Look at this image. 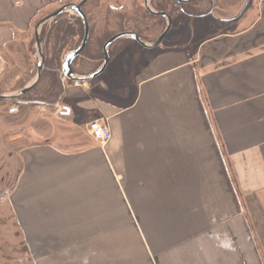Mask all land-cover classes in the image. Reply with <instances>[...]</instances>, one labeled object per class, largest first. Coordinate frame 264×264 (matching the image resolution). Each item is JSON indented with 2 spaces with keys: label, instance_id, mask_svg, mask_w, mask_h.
Masks as SVG:
<instances>
[{
  "label": "crops",
  "instance_id": "crops-1",
  "mask_svg": "<svg viewBox=\"0 0 264 264\" xmlns=\"http://www.w3.org/2000/svg\"><path fill=\"white\" fill-rule=\"evenodd\" d=\"M60 1L0 0V92ZM209 30L191 53L123 43L100 76L63 83L64 123L103 121L106 145L16 135L10 240L26 264H264V0L246 28Z\"/></svg>",
  "mask_w": 264,
  "mask_h": 264
},
{
  "label": "rangeland",
  "instance_id": "rangeland-1",
  "mask_svg": "<svg viewBox=\"0 0 264 264\" xmlns=\"http://www.w3.org/2000/svg\"><path fill=\"white\" fill-rule=\"evenodd\" d=\"M68 1L75 3L79 0H61L57 5L51 6L49 11H46L43 14L39 15L36 18L35 22L41 17L60 7L61 5L69 3ZM91 1L92 0H90V2L88 3L86 9H84V13L86 14L88 22L91 25L93 35H95L93 36V38L102 33L108 34V38L111 34L114 33V30L112 27L101 26L102 23H105L104 17L107 19V16H104L103 14L100 15L97 11L91 10ZM126 2L131 5L132 1L127 0ZM200 2L202 3L199 4ZM257 2L258 0H214V15L217 17V19H219L216 22L214 18L212 19L210 17H204L203 19L193 17L188 19L184 15H182L184 14V12L190 13V11L193 9V6H197V9H200V11H209L210 3L207 0H194L192 3L183 5L181 7V14L179 16L180 25L185 24L187 20H190L192 22L190 27L188 28L182 29L180 26V28L178 29L179 36L177 43L169 45L164 42L159 47L153 48L151 50L140 48V51L138 52H140V54L142 55L151 56L152 54L161 50L178 48L180 50H183L184 52L191 53L194 50L196 44L200 42L204 38V36H207L209 34V32L211 31L209 30L210 26H218L225 31L246 28L247 26H249L255 19ZM61 17L62 20L65 18L64 20L66 22H72V24L76 23L73 20V17H75V15L72 13H67L65 17L64 15H61ZM228 18H235L234 20L238 18L239 19L235 21L232 26L223 28V24L221 22L227 20ZM50 24L51 23L46 25L47 29ZM151 32H153V34H157L156 29H153ZM142 36L143 38L149 39L148 34L142 33ZM28 37L29 39L27 45L26 43L25 45H23L21 42V45L19 44V46L17 47L18 54L22 55V53H24L25 56H27L28 63L26 64L25 62H23V66H19L17 71H12L10 79H13V76L18 73V78L15 81L16 87L14 86L15 88L13 90L19 89L20 87L27 85V83H30L36 73V61L35 59H33L34 56L32 57V52L34 50L33 40L32 37H30V34L28 35ZM79 40L80 37L77 35V37L74 38L72 46L75 47ZM120 46L121 44L119 43L117 46H115V48ZM69 47V45L65 47V50L61 55L60 62L62 61V58L68 51ZM43 49L45 50L44 41ZM51 49L52 48L50 47L47 50V53H51ZM110 55H114V53L111 52ZM75 64L76 67L74 70L76 74H88L99 65V62L89 60L86 56L81 55V57L76 60ZM27 67L28 71L26 70ZM45 78H43L42 81L39 82L38 85L31 91L32 93L28 92L29 94H25L22 99H18V101H0V252L3 253V255H6L7 258L13 259L14 261L12 260V262H15V264H18V262L19 264L28 263L26 262L28 256H25L23 253L26 250L24 240H15V242L13 243L12 240H10V224L13 216V211L7 195L9 196L11 186L16 180L17 170L20 166V163H17L16 158H14L15 163H13L12 165L8 153L11 154L13 152L12 155H15V146L17 145L14 141L16 140V135L18 134L19 136H23L27 135V133L32 134V128L35 129L37 133L44 130V128L46 131L50 129V131L54 132L56 138H58L55 140L54 144L60 148L65 147L66 144L69 149L83 148L87 144L88 140H90V137L88 136L86 131V124L91 121V119H86L84 122L86 124H83L82 126L79 125L80 127L78 125H75V127H73L74 125L72 124L71 126H67L66 123H64V119L62 117L63 113L59 109V106L61 105L59 104L60 99H58V101L54 103L49 102L52 103L49 106L44 105L43 102L31 100V94L36 95L38 93H42L45 90ZM0 88L5 90L7 89L6 86H0ZM0 94L5 93L0 92ZM11 109H16L17 113L16 111L11 112ZM21 128L23 130V133H19V129ZM63 139L66 143H61ZM19 145H22V143H20Z\"/></svg>",
  "mask_w": 264,
  "mask_h": 264
},
{
  "label": "flooded vegetation",
  "instance_id": "flooded-vegetation-1",
  "mask_svg": "<svg viewBox=\"0 0 264 264\" xmlns=\"http://www.w3.org/2000/svg\"><path fill=\"white\" fill-rule=\"evenodd\" d=\"M81 1L82 0H79L75 3L68 1L69 3H65L63 4V6L66 4H79ZM126 1L127 0H92L91 1L92 2L91 10L97 11L100 15L103 14L104 16H107V19L104 17L105 23H102L101 26L112 27L114 30V33L111 34L106 39V41L119 34L132 33L136 35L141 41H144L147 43H153L160 37L162 32L166 29V27L169 24V29L167 33L164 35V37L162 38L161 42L159 43L157 47L162 45V43L164 42L169 45L170 44L173 45L174 43L178 42V36H179L178 29L180 28V26L183 29V28H188L191 25L192 21L190 20H187L185 24L180 25L179 16L181 14V7L183 5L192 3L194 0H189L187 3H184V4L179 3L178 0H130L132 1L131 5L127 3ZM207 1L210 3L209 11H206V12H204L203 10L200 11V9H197L198 8L197 6H193V9L190 11V13L184 12V14L182 15H184L188 19L193 18V17H198V19L200 18L203 19L204 17H210L212 19L214 18V20L217 22L219 19H217V17L214 15V9H215L214 0H207ZM89 2L90 0H86L84 5L81 7V11L86 17V20L88 23V29H89L88 39H91L95 35H93L91 25L88 22V18L86 14L84 13V9H86ZM201 3L202 2H200L199 4ZM139 9L141 12L139 11ZM149 10L152 13H156L157 15L151 14ZM66 14L67 13L63 14L64 17ZM64 19H63V27L65 31L66 28L70 24H72V22H66ZM76 19L80 21V24L83 29V25L79 17L77 16L73 17L74 21ZM234 22L235 21L228 22V23L227 22H221V23L223 24V28H227V27L232 26ZM130 25H133V26H130ZM48 29L46 30V32L48 31ZM75 29L76 30L78 29L76 25H75ZM153 29L157 30V34H153V32H151ZM142 33L148 34L150 41L147 38H143ZM82 36H83V31H82ZM76 37H77V34H76ZM81 40H82V37H81ZM119 43L120 44L134 43L135 45H137L133 39L127 36H121L109 46V49L107 51L109 58L111 56L110 53L113 52V50H115L114 49L115 45ZM74 66L76 67V65ZM0 101H15V100H0Z\"/></svg>",
  "mask_w": 264,
  "mask_h": 264
},
{
  "label": "trees",
  "instance_id": "trees-1",
  "mask_svg": "<svg viewBox=\"0 0 264 264\" xmlns=\"http://www.w3.org/2000/svg\"><path fill=\"white\" fill-rule=\"evenodd\" d=\"M74 24H70L64 31L63 20L61 17L55 19L48 31H41L40 39L44 41V70L40 82L45 78V90L42 93L31 94V100L43 102L44 105L49 106L52 103L60 99L62 93V83L59 77L60 65H61V55L65 50V47L70 46L68 51L75 49L82 37V26L78 19L75 20ZM76 34L79 35L80 40L75 47L72 46ZM108 34L102 33L93 39H88L86 46L84 47L81 55L86 56L87 59L99 62V65L95 68L97 69L103 60L102 47L107 39ZM51 47V53H47L48 48ZM72 46V48H71ZM94 69V70H95ZM33 90V89H32ZM31 90V91H32ZM29 91V93H32ZM28 93V94H29ZM52 102V103H49Z\"/></svg>",
  "mask_w": 264,
  "mask_h": 264
},
{
  "label": "water",
  "instance_id": "water-1",
  "mask_svg": "<svg viewBox=\"0 0 264 264\" xmlns=\"http://www.w3.org/2000/svg\"><path fill=\"white\" fill-rule=\"evenodd\" d=\"M178 1L181 4H184V3H187L189 0H178ZM85 2H86V0H82L79 4H66V5L58 8L57 10L52 12L51 14L41 18L35 24V26H34L35 47H34V50L32 52V55L34 56V58L36 60V64H37L35 77L29 85L20 89L19 91L15 92L12 95L0 94V100H12V99H17V98H22L27 92L31 91L32 89H34L38 85V83L40 82L43 70H44V53H43L42 44H41L40 38H39V29L42 25L53 21L54 19H56L58 16H60L63 13H66V12L74 13L77 17L80 18L82 25H83V36H82V40H81L80 44L74 50L67 52L64 55V57L62 59V63H61V78L63 77V78H65L71 82H76V83L77 82L82 83V82L91 81L94 78H96L97 76H99L105 70V68L108 64V61H109L107 49L116 39L120 38L121 36H127V37L133 39L138 45L142 46L143 48L152 49V48H155L159 45L162 38L164 37V35L167 33V31L169 29V24H168V26L162 32L160 37L155 42H153L151 44H145L136 35H134L132 33L116 35V36L110 38L109 40H107L102 47V52H103L102 65L95 72H93L91 74H88L85 76H75L72 65H73L74 61L76 60V58L83 51L84 47L87 44L88 38H89L88 23H87L86 17L84 16V14L81 11V7L84 5ZM149 12L153 15H157L156 13H152L150 10H149Z\"/></svg>",
  "mask_w": 264,
  "mask_h": 264
},
{
  "label": "built area",
  "instance_id": "built-area-1",
  "mask_svg": "<svg viewBox=\"0 0 264 264\" xmlns=\"http://www.w3.org/2000/svg\"><path fill=\"white\" fill-rule=\"evenodd\" d=\"M88 134L100 145H105L110 139V133L101 121H93L88 124Z\"/></svg>",
  "mask_w": 264,
  "mask_h": 264
}]
</instances>
